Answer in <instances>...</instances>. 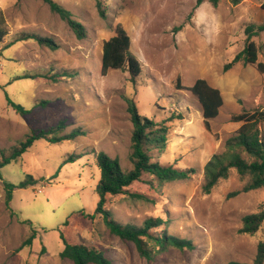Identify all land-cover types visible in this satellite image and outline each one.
Returning a JSON list of instances; mask_svg holds the SVG:
<instances>
[{
	"label": "rangeland",
	"instance_id": "rangeland-1",
	"mask_svg": "<svg viewBox=\"0 0 264 264\" xmlns=\"http://www.w3.org/2000/svg\"><path fill=\"white\" fill-rule=\"evenodd\" d=\"M54 1L83 24L84 38L42 0H0L7 30L0 43V152L8 155L32 128L60 120H65L64 132L80 127L85 134L54 144L37 140L0 169V264H73L59 257L65 242L100 250L113 264L252 263L258 243L264 241V223L254 234L239 233V228L244 215L264 210V187L233 195L246 182L233 169L210 193L201 186L205 164L224 150L225 140L240 125L231 116L264 109V72L256 64L240 62L224 69L243 48L245 27L264 24V0H240L236 5L204 0L198 6L196 0H99L104 17L97 0ZM117 24L126 30L130 51L141 64L134 82L122 69L100 73L102 44ZM22 32L50 37L58 48L32 39L14 42ZM252 40L259 47L257 61L264 62V31ZM24 71L51 72L57 81L12 80ZM63 71L67 75L61 76ZM197 78L218 88L223 100L218 115L209 120V130L198 100L187 90ZM6 93L30 112L16 114ZM126 98L135 101L139 114L166 121V147L162 153L152 150V161L196 171L163 184L144 174L128 191L146 199L107 195L105 207L122 224L140 225L161 216L165 222L158 230L191 240L192 250L168 248L152 260L141 257L132 242L110 234L102 216L95 214L99 170L93 157L84 154L64 162L70 154L94 150L118 158L124 170L132 167ZM26 174L36 181L13 190L11 213L3 181L16 184ZM32 229V244L18 249Z\"/></svg>",
	"mask_w": 264,
	"mask_h": 264
},
{
	"label": "trees",
	"instance_id": "trees-1",
	"mask_svg": "<svg viewBox=\"0 0 264 264\" xmlns=\"http://www.w3.org/2000/svg\"><path fill=\"white\" fill-rule=\"evenodd\" d=\"M42 1L47 4L52 13L57 14L68 25L79 39L86 36L85 27L73 18L72 13L68 9L54 0ZM203 1L204 0H196V6ZM208 1L213 5H217L219 2V0ZM230 2L236 5L240 0H230ZM97 7L100 16L104 17V11L99 0H97ZM261 8L264 9V1L261 4ZM4 24L5 19L0 10V43L7 36V30ZM263 31L264 24H248L244 30L246 39L242 50L235 54L232 60L224 66V69L227 70L233 64L240 62L243 65L256 64L257 69L260 72H264V62L257 61L259 47L252 40L253 36ZM29 39L52 50L58 48V45L52 38L41 36L33 32L20 33L15 38L14 42ZM110 69H122L127 71L130 75V81L132 82H134L136 77L141 73V64L130 51V37L121 24L115 26L114 34L102 44L101 75H105ZM63 72L64 74H61V76L67 75L66 71ZM36 78H46L53 80V82L57 81V76L51 72L44 74L43 72L35 71H24L23 74L15 75V78L12 80ZM178 82L179 79H177V86ZM187 90L198 100L201 106L204 128L209 130V120L218 115L219 108L223 103L219 89L208 84L204 78H197ZM5 99L16 114L24 116L30 112L29 108L14 102L7 93L5 94ZM44 103H47V101H41L39 104L42 105ZM126 103L132 123L130 137L131 152L129 154L132 167L129 170H124L118 158H112L104 151L95 152L93 150L86 153H73L68 155L64 162L84 154L93 157L94 164L99 170V179L95 187V192L98 196L95 214L102 216L103 222L110 234L117 236L121 240L132 242L141 257L152 260L157 254L168 248L192 250L194 249V244L191 240L166 233L165 229L162 231L158 230L165 222L161 216L149 217L140 225L131 223L122 224L116 221L112 217L111 212L105 207L107 195L116 196L127 193L128 196L132 198L146 199L147 197L142 193H131L128 191V187L132 183L140 181L144 174L153 177L159 184H163L175 180L187 179L196 171L194 168H179L173 164L152 161L150 152L156 150L158 153H162L166 147V121L156 122L151 118L139 114L137 105L131 98H126ZM170 120L171 119H168V121ZM231 120L240 122V125L234 133L225 140L224 150L220 153L213 154L205 164V180L201 186L205 194L211 192L218 180L226 178L231 169L235 170L241 179H246L242 188L234 191L232 193L233 195L264 187V109L242 111L239 114L232 115ZM65 127V120H60L53 126L32 128L16 146L10 149L8 155L0 152V169L11 161L19 158L37 140H45L54 144L65 140H74L85 134V131L80 127H76L69 132H64ZM1 179L2 175L0 173V180ZM41 179L42 178H40V180ZM35 181L36 180L30 174H26L24 180L16 184L3 181L4 202L6 207L10 209L9 204L12 198V192L15 188L26 187L33 184ZM11 213H13V211H11ZM263 223L264 210L246 214L242 217L239 233L254 234L260 229ZM35 237L36 230L32 229L18 249L30 246ZM59 257L68 259L72 261L73 264H113L102 251L83 244H70L65 242L64 247L59 252ZM226 264H264V241L258 243L257 253L252 263L229 261Z\"/></svg>",
	"mask_w": 264,
	"mask_h": 264
},
{
	"label": "built area",
	"instance_id": "built-area-1",
	"mask_svg": "<svg viewBox=\"0 0 264 264\" xmlns=\"http://www.w3.org/2000/svg\"><path fill=\"white\" fill-rule=\"evenodd\" d=\"M40 192V191H39Z\"/></svg>",
	"mask_w": 264,
	"mask_h": 264
}]
</instances>
